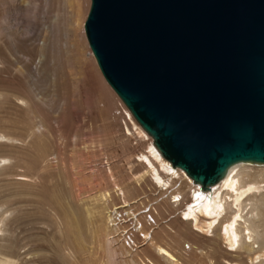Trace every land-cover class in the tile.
<instances>
[{
	"label": "rangeland",
	"instance_id": "1",
	"mask_svg": "<svg viewBox=\"0 0 264 264\" xmlns=\"http://www.w3.org/2000/svg\"><path fill=\"white\" fill-rule=\"evenodd\" d=\"M80 2L85 23L91 0ZM75 3L0 0V161H8L0 164V264H102L107 240L134 231V216L155 230L156 245L184 264H251L227 251L232 248L220 237L194 231L182 220L186 206L177 209L169 200L159 206L166 198L143 175L140 160L149 142L139 137L140 125L128 119L97 62L94 69L81 61V40L70 38ZM86 46L93 55L88 40ZM91 74L112 94L95 90ZM181 176L177 187L189 192L186 205L190 181ZM116 185L129 206L119 209L125 220L108 237L98 195L107 191L122 207ZM129 234V241L142 243ZM135 250L164 264L147 246Z\"/></svg>",
	"mask_w": 264,
	"mask_h": 264
},
{
	"label": "water",
	"instance_id": "2",
	"mask_svg": "<svg viewBox=\"0 0 264 264\" xmlns=\"http://www.w3.org/2000/svg\"><path fill=\"white\" fill-rule=\"evenodd\" d=\"M85 32L108 84L203 191L264 164V0H91Z\"/></svg>",
	"mask_w": 264,
	"mask_h": 264
},
{
	"label": "bare ground",
	"instance_id": "3",
	"mask_svg": "<svg viewBox=\"0 0 264 264\" xmlns=\"http://www.w3.org/2000/svg\"><path fill=\"white\" fill-rule=\"evenodd\" d=\"M75 1L76 8L72 13L75 20H72L73 24L68 26L70 38L73 36L81 40L79 44H82V49L79 50L80 46L78 47L81 61L84 65L90 63L95 69V61L97 62V60L86 46L88 38L85 32V16L81 17L79 11L81 2L80 0ZM73 46L77 48L75 42ZM91 77V83L95 90L100 91V88L104 87L112 94L110 88L103 84L102 77H99V75L93 77L92 74ZM127 112L128 119L132 123L138 124L130 110ZM139 130V137L143 141L149 142L146 148L147 151L141 155L140 160L144 166L143 175L151 178L162 189L161 197L166 198H162L163 202H157V204L159 203V206H162L169 200L170 204H176L177 209L186 206L182 210V220L189 223L192 229L195 228L194 231L198 234L211 232V236L220 237L228 247L232 248L227 251L238 255L239 259L246 255L251 264H264V164L245 162L236 164L219 183L213 185L211 189L203 191L201 186L196 185L182 169L174 168L169 161L163 158L155 147L153 139L146 134L147 132L141 126ZM6 162H8L7 159L3 158L0 164H6ZM254 165L258 166L259 169L253 171L254 168L252 167ZM181 171L185 173L190 181V187L188 188L191 197L190 202L186 205H184V202L188 200L189 192L185 193L184 188L181 187L184 182ZM178 182L181 183L180 187H177ZM115 187L117 188L115 194H118L124 203L120 208L116 207V204H112L113 196L111 193L105 191L98 195V200L103 204L105 210L108 237L115 232H119L121 229L120 224L125 220L119 209L129 206L125 192L118 185ZM167 194H169L168 197H166ZM173 198L174 201H171ZM155 212L159 213L157 208ZM132 218L136 222L134 231L130 230L126 233L122 230L119 239L107 240L106 257L102 264H159L149 258H141L135 252L138 250H135V248L139 247L141 249L145 246L153 249L164 264H184L170 249L156 245L154 229L150 231L148 224L145 226L137 216ZM130 232L139 236L142 243L138 244L136 240L129 241L130 238L133 239L132 235L129 237ZM125 243L129 246H126ZM127 247L132 251L128 250ZM190 248L192 249V245H190Z\"/></svg>",
	"mask_w": 264,
	"mask_h": 264
}]
</instances>
